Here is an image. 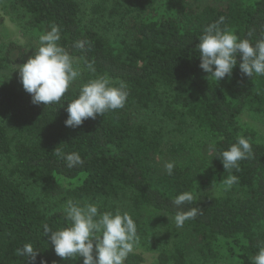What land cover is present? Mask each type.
Listing matches in <instances>:
<instances>
[{"label":"trees","instance_id":"1","mask_svg":"<svg viewBox=\"0 0 264 264\" xmlns=\"http://www.w3.org/2000/svg\"><path fill=\"white\" fill-rule=\"evenodd\" d=\"M12 1L28 14L30 28L59 27V45L86 77L124 81L129 95L123 108L72 128L65 125L67 100L79 95L82 83L69 85L60 103L46 106L33 104L21 81L0 80V157L10 166L0 170V264H40L41 259L83 264V257H59L50 234L43 235L45 224L53 230L67 224L62 206L69 199L96 203L100 212H128L139 244L158 250L160 264H217L221 243L240 264H251L258 241L264 240V143L240 116L245 111L264 115V76L244 75L237 55L232 75L217 81L200 68L196 45L204 28L221 17L220 27L240 38H264V0H95L88 21L79 0ZM106 21L116 34L101 27ZM5 26L0 15V31ZM79 41L85 42L83 49ZM2 51L3 67L26 62L35 52L17 42ZM148 110L173 128L166 132L143 119ZM239 136L249 139L252 154L239 162V171L229 173L220 153ZM57 147L78 152L84 164L67 168L54 155ZM168 161L175 162L172 175L163 167ZM230 174L238 181L223 193L203 190L205 184L224 185ZM29 186L40 188L42 197H30ZM184 191L196 197L185 208L199 209L183 225L198 243L195 259L188 254L185 229L175 225L172 232H152L143 214L145 208L156 211L165 223L176 212L172 200ZM25 243L40 250L35 262L17 255ZM145 263L136 251L124 261Z\"/></svg>","mask_w":264,"mask_h":264},{"label":"clouds","instance_id":"2","mask_svg":"<svg viewBox=\"0 0 264 264\" xmlns=\"http://www.w3.org/2000/svg\"><path fill=\"white\" fill-rule=\"evenodd\" d=\"M224 21L221 17L204 28L199 35L196 48L200 57V68L209 73L217 81L226 75L231 76L237 65V55L241 57L239 68L241 72L253 78L264 76V38L252 41L240 38L227 27L221 28ZM59 27L55 24L50 30L40 34L39 46L28 60L17 67L20 81L26 92L31 94L33 104L46 106L60 103L68 91L70 83L81 76V68L73 57L59 45ZM83 41L77 42V47L83 49ZM90 71L95 72L93 63H88ZM129 95L128 85L124 81L113 82L107 75L90 79L81 85L79 95L69 101L67 106V127H78L86 119H96L110 110L125 106ZM252 145L248 138L239 136L236 142L220 153L226 171L240 170L239 162L249 158ZM58 159L65 161L67 168L72 169L84 164L78 152H63L59 147L54 150ZM168 175H172L174 161L163 165ZM238 181L235 175L223 179L225 190ZM196 197L190 191H184L175 196L172 204L176 207L174 219L177 228L183 227L186 221L194 219L199 209L185 208L191 205ZM67 224L53 230L49 225L43 226V235H49L55 253L68 260L83 257V264H124L125 259L140 243L137 226L128 212L117 209L100 212L96 203L87 200L81 202L69 199L62 206ZM258 252L250 258L251 264H264V240L257 243ZM17 255L25 256L35 262L40 250L32 243H25L18 248ZM40 264H48L45 259ZM56 264V262H53Z\"/></svg>","mask_w":264,"mask_h":264},{"label":"rangeland","instance_id":"3","mask_svg":"<svg viewBox=\"0 0 264 264\" xmlns=\"http://www.w3.org/2000/svg\"><path fill=\"white\" fill-rule=\"evenodd\" d=\"M203 2H215V1H221V0H202ZM224 1V0H223ZM244 2L250 3L254 0H242ZM81 7H82V17L83 21H88L89 17L93 14L92 12V6L95 2V0H79ZM0 15H2L5 18L6 26L5 29L0 31V55L3 53V48H6V46L11 42H17L25 47L28 48L29 52L35 51V48L39 46V35L43 34L44 32H39L38 30L32 29L29 27V16L26 13V11L15 4L12 0H0ZM119 18V17H118ZM101 27L106 28V32H110L113 34H116L118 31L115 29H111L112 23H108V21L101 24ZM113 31V32H112ZM2 48V49H1ZM74 59V58H73ZM74 61L80 66L81 70L82 67L78 63L76 59ZM23 61L14 64L10 67H3L0 66V80L4 81H10V82H18L20 81L19 77V65H22ZM90 79H94L91 76L86 77V74L82 71L81 76L74 82L70 83L75 84H84L87 83ZM157 113L148 110L147 112H143V119L147 120H153L154 122H157L165 127L166 132L170 131L173 128L172 122L165 121L161 122L160 120H157ZM240 122L242 124L251 126L255 128L260 136L261 141L264 143V115H252L249 111H245L240 116ZM9 166V161L5 157H0V170H5ZM204 177V176H203ZM203 190L210 191L216 194L223 193L225 190V185H217V184H205L203 187ZM28 193L30 194V197L32 198H41V189L38 187H28ZM56 202L58 200L52 199L51 204L57 205ZM144 219L148 224H150V230L152 232H155V228H158L159 231H164L165 229H169L172 232V229H175V222L168 218L165 223H163V215L157 213L156 211H153L151 209H143ZM184 227V226H183ZM178 228L180 232H182L184 229L185 233L187 234V237L189 238V244H188V254L190 258L195 259L196 257V249L198 246V243L196 239L191 235L189 230L187 228ZM159 236V234L157 235ZM133 251L143 253L146 257V263L145 264H160L158 260L159 251H150L147 250L142 245L138 244ZM221 251V260L217 264H240L235 254L231 253L229 248L225 245V243H221L220 246ZM202 264V263H197ZM212 264V263H210Z\"/></svg>","mask_w":264,"mask_h":264}]
</instances>
